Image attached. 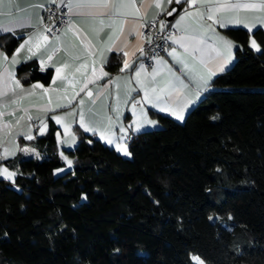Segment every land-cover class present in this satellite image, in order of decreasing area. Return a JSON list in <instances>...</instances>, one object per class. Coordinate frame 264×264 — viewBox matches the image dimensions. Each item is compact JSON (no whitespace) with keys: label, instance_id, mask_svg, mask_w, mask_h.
Instances as JSON below:
<instances>
[{"label":"trees","instance_id":"trees-1","mask_svg":"<svg viewBox=\"0 0 264 264\" xmlns=\"http://www.w3.org/2000/svg\"><path fill=\"white\" fill-rule=\"evenodd\" d=\"M223 33L231 66L182 122L149 110L160 127L132 133L129 157L77 125L61 149L51 122L36 156L1 160L16 176L0 178V264H264V34L252 33L257 52L247 31ZM5 39L10 52L18 38ZM16 73L47 84L53 71L28 61ZM61 150L72 165L55 174Z\"/></svg>","mask_w":264,"mask_h":264},{"label":"crops","instance_id":"crops-1","mask_svg":"<svg viewBox=\"0 0 264 264\" xmlns=\"http://www.w3.org/2000/svg\"><path fill=\"white\" fill-rule=\"evenodd\" d=\"M56 1L59 0H5L8 6L0 8V26L12 28L11 32H0V51L9 57L8 61H4L0 57V77H2L0 79V92H7V95L0 96V163L1 160L10 158L19 152L24 156H36L37 152L31 140L39 135L40 128L46 132L51 122L56 126L53 134L59 146L64 144L67 146L65 149L73 148L77 143L73 127L75 125L81 127V110L84 113L83 123L89 128L87 133L94 134L101 142L116 150L115 144H109L107 141L109 139L115 141L117 137L122 135L121 127L127 130L129 139V136L135 132L129 128V125L134 128L133 122L138 121V117L133 115L134 111L138 113L143 109L147 113V119L153 121L156 119L149 116V110L175 119V116L170 114L175 106L186 104L187 107L183 112V116H185L199 102L206 91H202L197 96L201 78L207 79L209 86L212 79L227 70L234 60L236 42L223 33L224 29L241 28L247 31L249 34L247 46L254 51L256 50L251 47L253 39L260 49L261 45L252 36V33L260 29L264 34V24L259 22L252 25L251 32L243 24L230 22L235 16L249 21L264 17V12L259 9L225 10L222 13H216L214 19H218L222 15L227 24V27L221 28L218 23L207 20L205 8L201 6L200 0H197V3L188 9L193 15L180 25L179 31L174 29V34L176 36L185 35L187 28L188 34L196 32V34L203 36L219 35L230 40L233 43L232 54L227 64L224 65L223 71L219 69L221 64L219 58L208 59V57H215V52H208L205 57L207 62L201 63L199 52L185 54L183 49L175 46L181 58L188 65V73L195 75L197 82L194 83L188 79L182 65L173 61L167 51L159 56L164 60V64L157 65L154 60L153 68L159 69L155 77L152 75V69L146 68L137 77L135 71L141 63L139 53L141 43L140 22L141 20H153L157 16L160 17V20L165 21L164 13L170 6L168 0H159L161 4L159 8L155 6L157 0H107L109 4L107 8L102 6L85 8L80 10L84 15H71V17L69 15L73 24L71 31H65L64 26L57 35L49 36L42 24L43 10L49 3ZM92 2L102 5L104 0H92ZM230 2L260 3L261 0H230ZM33 4H41L42 7H32ZM112 4H125L127 6L113 8L111 7ZM185 7L187 6H182L179 15L184 14L183 9ZM88 13H92V15H88ZM107 13L112 14L111 19L104 15ZM200 13H204L205 18L203 20H199ZM21 18H27L29 22L26 23ZM177 18L178 15L176 14L172 20L165 22L171 26ZM198 20L201 24L212 25L215 32L208 30L197 32ZM158 26L160 27L159 22ZM121 27L123 28L122 32L120 31ZM36 28L39 29L40 38H34L31 44L25 45L17 56L19 62L13 64L11 57L16 53V49L28 39V34L36 31ZM130 31L131 35H129ZM8 35L18 38L16 45L10 52L4 48V43L7 41L5 36ZM43 36H47L48 39L45 41ZM209 43L211 44L212 41ZM29 48L32 49L31 53H29ZM54 49L55 52L49 59L48 55ZM117 49L120 50L117 51ZM116 55L121 56L120 69L110 73L106 64L111 56ZM29 56L31 58H27ZM41 59H43V64H41ZM125 60L128 61V68H124ZM28 61L36 62L40 71H44L48 67L52 69L53 74L47 84L41 81L22 83L18 79L16 73L18 66ZM57 67L61 68V73L56 83L53 84L52 79L56 75L55 68ZM122 68L123 71H121ZM6 71L14 72V77L9 79L4 76ZM104 72L108 75H103ZM16 80L20 81L22 87H16ZM174 80H183L187 87H180L171 91L166 89L163 93L159 90L151 91L154 87H165L166 82ZM35 83L42 84L48 91L45 92L44 88H31V85ZM142 88L148 90L147 101L143 99ZM89 91L92 93L91 96L88 95ZM157 96L160 97L159 100L156 99ZM136 101H140V103L137 104ZM152 103H157L158 107H152ZM133 104L136 105L135 109H133ZM61 105H65V107H61ZM160 108L164 110L161 111ZM57 115L61 117L59 124L52 119L53 116ZM41 120H43V124L40 123ZM157 124L159 125L156 121V126ZM156 126L145 125L142 130ZM81 129L84 130L82 127ZM24 133L31 134L33 139H26ZM12 147L13 149H11ZM25 148L29 151L25 152L23 150ZM61 157L63 156L61 155ZM0 176L4 178V175Z\"/></svg>","mask_w":264,"mask_h":264},{"label":"snow or ice","instance_id":"snow-or-ice-1","mask_svg":"<svg viewBox=\"0 0 264 264\" xmlns=\"http://www.w3.org/2000/svg\"><path fill=\"white\" fill-rule=\"evenodd\" d=\"M173 2V0H168V3L171 4ZM197 3V0H175V4L177 5H186L187 7H185L183 9L184 14L183 15H179V10L175 7L172 8L171 11L167 12L168 16H172L174 13H176L178 15V18L176 19L175 23L171 25V29H176L177 31H179L180 25L189 17L192 16L193 13L191 11H189L188 9L191 8L193 5H195ZM201 6L205 8V12L207 14V20L213 21V23H218L219 26L221 28H225L227 27V24L225 23L224 17L221 15L218 19H214V14L216 13H222L225 10H239V9H252V10H256L259 9L261 12H264V0H261L260 3H231L230 0H223V2H221V0H200ZM8 5L5 3V0H0V8H4L7 7ZM64 7H66L68 9V13L71 17V15H84L83 12H81L80 10L85 9V8H94V7H98V6H102V7H109V4L107 2V0H104V3L102 5H97L96 3H93L92 0H67V3L63 5ZM127 5L125 4H112L111 7L113 8H122V7H126ZM156 7H161V4L159 2V0H157V3L155 5ZM32 7H42L41 4H33ZM57 7H60L59 5ZM88 15H92V13H88ZM107 15L109 19L112 18V14L111 13H107L104 14ZM204 17V13H200L199 14V20H203ZM21 20H23L24 22H29L27 20V18H21ZM199 20L197 21V32L198 31H204V30H208L211 32H215V29L212 28V25H204L199 23ZM234 21L236 24H243V26L245 28L248 29L249 32L252 31V25L259 22L260 24H264V17H259L257 19H253L251 21L246 20V19H241L239 16H235L232 18V20L230 22ZM62 24L65 25V31H71L73 24H72V20L71 18L67 21H61ZM160 32H164L165 28L167 27V24L164 20H160ZM34 28L36 26H33ZM55 27V25H54ZM152 27H155V24L152 25ZM171 29L168 31L167 34L164 35L163 39L165 41L164 45H157V47L162 48L164 51H167L168 55L170 57L173 58V61H175L178 64L182 65V69L185 70L186 75H188V79L192 80L194 83L197 82V78L195 75L188 73L187 69H188V65L185 63V61L181 58L180 54L177 52V47L183 49L185 54H192V53H196L199 52L200 53V60L201 63H205L207 62L205 57L206 54L208 52H215L216 55L215 57H208V59H217L219 58L221 60V64L219 65V69L220 71H223L224 69V65L227 64L229 58L231 57L232 54V48H233V43L230 40H227L226 38H224L223 36H203L200 34H196V32H193L192 34H188L189 30L186 28L185 29V35H180V36H176ZM51 28H46L45 31H51ZM12 28L8 27V26H0V32H11ZM57 31H59V28H57ZM120 31H123V28H120ZM131 31L129 32V35H131ZM22 38V37H21ZM36 38L39 39L40 38V34H39V29L36 28V31L33 33L28 34V39L24 41V43L20 44L19 48L16 49V53L11 57L12 63L16 64L19 61L17 60V56L19 54V52L24 49L25 45H29L31 44L32 40ZM118 38V37H117ZM43 39L46 41L48 39L47 36H43ZM148 40L149 43H151V35L148 36ZM170 41V44L168 43ZM209 41H212V43L210 44ZM37 47H39V44H37ZM251 47L254 48L257 52H260L261 49L260 47L257 45L256 41L253 39L251 41ZM170 49V50H169ZM110 51L112 49H109ZM120 49H117V51H119ZM141 54L143 55V49L140 50ZM152 51H155V49H152ZM32 52V49L29 48V53ZM125 55H127V53H125ZM0 57L3 58L4 61H8L9 57L3 52L0 51ZM27 58H31V56L27 57ZM49 59H51V56L48 57ZM151 58V57H150ZM155 62L157 65H161L164 64V60L162 58H159V54L157 53V57L155 59ZM41 64H43V59H41ZM129 64L128 61L125 60L124 61V68H128ZM124 69L122 68L121 71H123ZM145 71V64L144 63H140L135 71V75L137 77H139L141 75L142 72ZM159 71L158 68H152V75L153 77L156 76L157 72ZM169 71H171V69H169ZM55 73L56 75L53 77L52 79V83L55 84L57 78H59L60 73H61V68L57 67L55 68ZM4 76H7L9 79L14 77V72L11 71H6L4 74ZM103 75H108V73L104 72ZM0 79H2V77H0ZM155 83V80L153 81ZM15 85L16 87H22L21 83L19 80L15 81ZM180 87H187V85L184 83L183 80H174V81H168L165 84V87L162 88H152L151 91L152 92H156L157 90H159V92L163 93L166 89L171 91L173 89H178ZM31 88H44V86L42 84L39 83H35L31 85ZM208 88V80L207 79H203L201 78V82L200 85L197 89V96L200 95V93L204 90H207ZM14 91V89H13ZM44 91L47 92L48 89L44 88ZM81 91H83V89H81ZM141 91L144 92V100L147 101L148 100V90L145 88H142ZM7 95V92H0V96H4ZM88 95L91 96L92 93L89 91ZM157 100L160 99L159 96L156 97ZM15 102V101H13ZM81 103H83V101H81ZM136 103H140V101H136ZM135 104H133V109H135ZM61 107H65V105H61ZM152 107L156 108L158 107L157 103H152ZM185 107H187V105H177L175 106L172 111L170 112V114L175 116V119L177 120H183L184 116H183V112L185 110ZM161 111H163V108H160ZM113 111H115V109H113ZM134 116L138 117V121H134L133 123L135 124V127L133 128L132 125H129V128H132L133 131L135 132H139L141 131L145 125L148 126H156V121L153 120H149L147 119V113L145 111H143V109H141L140 112H133ZM219 117H212V119H218ZM52 119H54L56 121V123H60L61 122V117L60 116H53ZM80 121L81 124L80 126L84 129L85 132L89 131V128L86 127L83 123L84 121V113L81 110L80 112ZM41 124H43V120L40 121ZM122 135H120L119 137L116 138L115 141L109 139L107 142L109 144H115V148L116 151L121 152L123 155L125 156H129L130 153L127 150V146H126V140L128 139L127 137V130L124 127H121L120 129ZM39 133L41 135L44 134L43 128L39 129ZM93 133H95V130H93ZM25 138L26 139H33L32 135L29 133H24ZM59 135V134H58ZM103 139V137H101ZM91 143V141H89ZM25 152H28L29 149L25 148L23 149ZM63 155V153L61 154ZM67 164L69 165V167H71L72 165V161L71 160H67L66 157H64ZM58 171H64V169H58ZM0 175H4V178L6 179H13L16 176V172H8L7 169H4L2 173H0ZM84 199H86V197H84ZM209 219H212V217H209Z\"/></svg>","mask_w":264,"mask_h":264},{"label":"built area","instance_id":"built-area-1","mask_svg":"<svg viewBox=\"0 0 264 264\" xmlns=\"http://www.w3.org/2000/svg\"><path fill=\"white\" fill-rule=\"evenodd\" d=\"M67 3V0H59L56 2H51L47 6H45L43 10V26L44 28H51V31H46L49 36L57 35L65 26L61 23V21L69 20L68 9L63 5ZM60 7H57V6ZM160 17H156L153 20H141L139 26V36L141 39V43L139 45V53H140V62L145 64V68L150 70L154 67V60L157 57V53L159 56L166 53L162 48L157 47V45H164L165 41L163 39L164 35L168 33L171 29V26L167 24L164 32H160V27L158 26V22ZM155 24V27L152 25ZM55 25V27H54ZM59 28V31H57ZM173 33H175L174 29H171ZM151 35V43H149L148 36ZM169 43V42H168ZM141 49H143V55L141 54ZM155 49V51H152ZM55 49L52 50L48 57L54 54ZM151 57V58H150ZM47 62V60H45Z\"/></svg>","mask_w":264,"mask_h":264},{"label":"rangeland","instance_id":"rangeland-1","mask_svg":"<svg viewBox=\"0 0 264 264\" xmlns=\"http://www.w3.org/2000/svg\"><path fill=\"white\" fill-rule=\"evenodd\" d=\"M183 121V120H182ZM181 120H180V122H182ZM160 127V124L158 125L157 124V126L156 127H152V128H147V129H156V128H159ZM146 130V129H145ZM44 133H45V131H44ZM38 134L39 135H41L40 133H39V131H38ZM67 146H65L64 144H62L61 145V149L62 148H66ZM74 148V147H73ZM11 149H13V147L11 148ZM72 149V148H71ZM8 150V149H7ZM128 150V149H127ZM61 152V154L63 153V157H62V159L64 160V166L63 167H61V168H58V169H64V170H66V169H68L69 168V165L67 164V162H66V160H65V158L64 157H66L67 158V160H70V158H69V156L67 155V153H64L62 150L60 151ZM122 155V154H121ZM123 157H129V156H125V155H122ZM13 157V156H12ZM4 169H7V171L8 172H15V171H13V170H11V169H9V168H7L3 163H0V173H2L3 171L2 170H4ZM58 169H55L54 170V173L55 174H58V173H61L62 171H58ZM0 178L1 179H4V178H2L1 176H0ZM5 180V179H4ZM13 180H14V178L13 179H8V180H5L6 182H8L9 184H13ZM25 206L27 205V204H24ZM210 217H214V216H212V215H210ZM192 260L194 261V262H197V263H200L199 262V260L196 258V257H192Z\"/></svg>","mask_w":264,"mask_h":264},{"label":"water","instance_id":"water-1","mask_svg":"<svg viewBox=\"0 0 264 264\" xmlns=\"http://www.w3.org/2000/svg\"><path fill=\"white\" fill-rule=\"evenodd\" d=\"M183 4L181 5H177L175 4V0H173V2L170 4L169 8L166 10V12L164 13V19L165 21H170L173 19V17L176 15V13H174L172 16H168L167 12L171 11L173 7L177 8L179 11L181 10Z\"/></svg>","mask_w":264,"mask_h":264}]
</instances>
